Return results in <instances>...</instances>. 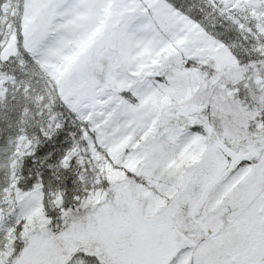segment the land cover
Segmentation results:
<instances>
[{"label":"snow or ice","instance_id":"snow-or-ice-1","mask_svg":"<svg viewBox=\"0 0 264 264\" xmlns=\"http://www.w3.org/2000/svg\"><path fill=\"white\" fill-rule=\"evenodd\" d=\"M0 264H264V0H0Z\"/></svg>","mask_w":264,"mask_h":264}]
</instances>
